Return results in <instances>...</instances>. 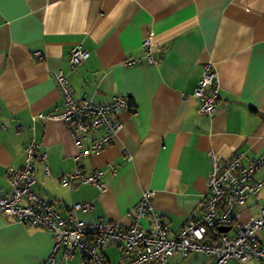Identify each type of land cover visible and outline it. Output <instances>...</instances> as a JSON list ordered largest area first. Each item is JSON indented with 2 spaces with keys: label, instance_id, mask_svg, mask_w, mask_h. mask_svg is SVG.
Returning <instances> with one entry per match:
<instances>
[{
  "label": "crops",
  "instance_id": "crops-1",
  "mask_svg": "<svg viewBox=\"0 0 264 264\" xmlns=\"http://www.w3.org/2000/svg\"><path fill=\"white\" fill-rule=\"evenodd\" d=\"M148 38L154 64L142 45ZM75 47L88 58L70 67ZM36 51L44 58H34ZM207 64L219 84L211 119L198 112L193 96ZM58 71L77 101L106 104L114 95L128 101L111 143L80 160L85 172L104 173L103 192L90 184L69 191L59 183L74 169V139L65 123L33 120L61 111L52 79ZM101 135H88L83 147ZM31 140L47 153L34 164L32 190L61 217L73 204L90 203L92 211H79V221L128 228L148 191L170 235L178 233L204 211L212 155L226 162L241 154L244 166L261 159L252 177L264 179V0H0V198L11 194L8 169L24 164ZM263 208L264 189L235 209L225 233L235 235ZM139 224L148 229L150 218ZM258 240L264 247V229ZM52 247L48 230L0 215V264H41ZM103 253L121 260L114 246ZM81 258L75 251L70 262L58 264H81ZM207 262L203 253H192L175 254L167 264Z\"/></svg>",
  "mask_w": 264,
  "mask_h": 264
},
{
  "label": "built area",
  "instance_id": "built-area-1",
  "mask_svg": "<svg viewBox=\"0 0 264 264\" xmlns=\"http://www.w3.org/2000/svg\"><path fill=\"white\" fill-rule=\"evenodd\" d=\"M148 63H157L152 59L150 39L142 43ZM39 60L44 56L40 51L33 53ZM88 58V52L81 47L72 49L69 56L70 67ZM132 64V61H128ZM52 79L62 94V108L56 113H40L33 120H55L68 125L78 150L74 157V169L62 174L59 183L71 191L78 184H90L100 192L106 190L104 173L100 170L85 172L80 160L102 151L112 141L121 125L117 120L118 112L128 108L125 97L114 95L106 104L77 101L68 77L62 72L53 73ZM219 84L211 65H205L202 75L193 91L200 101L198 112L211 119L216 112ZM103 133L91 140L88 147L83 142L90 134ZM84 148V149H82ZM25 162L17 169H8L11 194L0 198V215L4 219L12 218L48 230L53 237V247L41 264H58L59 259L70 262L75 251L81 253V264H167L169 257L179 254L186 258L192 253H203L206 264H264V247L259 243L258 234L264 229V208L258 217L240 223L233 236L219 233L217 244H208L210 228L229 227L234 220L236 208L245 204L249 196L264 189V179L253 180V174L261 166V159L241 164V154L221 162L211 156V170L207 182V196L204 211L199 218L187 221L181 230L170 235L168 227L154 211L152 193L143 192L133 209L135 223L128 228L118 222H90L78 220L77 213L90 212V203L73 204L69 216L63 218L51 203L32 190L35 183L34 164L45 162L47 153L40 151V145L34 140L24 147ZM113 169L112 165H109ZM45 174L48 168L45 166ZM150 218V227L144 229L139 220ZM114 246L121 254V260L113 262L103 253Z\"/></svg>",
  "mask_w": 264,
  "mask_h": 264
},
{
  "label": "trees",
  "instance_id": "trees-1",
  "mask_svg": "<svg viewBox=\"0 0 264 264\" xmlns=\"http://www.w3.org/2000/svg\"><path fill=\"white\" fill-rule=\"evenodd\" d=\"M219 232L216 227L210 228L208 230L207 243L208 244H217L219 238Z\"/></svg>",
  "mask_w": 264,
  "mask_h": 264
},
{
  "label": "water",
  "instance_id": "water-1",
  "mask_svg": "<svg viewBox=\"0 0 264 264\" xmlns=\"http://www.w3.org/2000/svg\"><path fill=\"white\" fill-rule=\"evenodd\" d=\"M228 229H229L228 227H218V228H217V230H218L219 232H224V233L227 232Z\"/></svg>",
  "mask_w": 264,
  "mask_h": 264
},
{
  "label": "rangeland",
  "instance_id": "rangeland-1",
  "mask_svg": "<svg viewBox=\"0 0 264 264\" xmlns=\"http://www.w3.org/2000/svg\"><path fill=\"white\" fill-rule=\"evenodd\" d=\"M112 252V251H111ZM114 260V259H113Z\"/></svg>",
  "mask_w": 264,
  "mask_h": 264
}]
</instances>
